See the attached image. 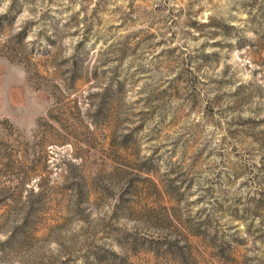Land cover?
<instances>
[{"label": "rangeland", "instance_id": "rangeland-1", "mask_svg": "<svg viewBox=\"0 0 264 264\" xmlns=\"http://www.w3.org/2000/svg\"><path fill=\"white\" fill-rule=\"evenodd\" d=\"M0 264H264V0H0Z\"/></svg>", "mask_w": 264, "mask_h": 264}]
</instances>
